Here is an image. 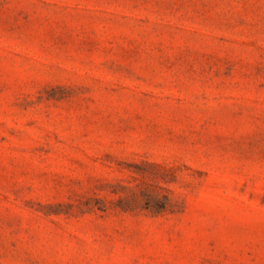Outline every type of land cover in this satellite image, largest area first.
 Returning <instances> with one entry per match:
<instances>
[{
    "label": "rangeland",
    "instance_id": "1",
    "mask_svg": "<svg viewBox=\"0 0 264 264\" xmlns=\"http://www.w3.org/2000/svg\"><path fill=\"white\" fill-rule=\"evenodd\" d=\"M0 264H264V0H0Z\"/></svg>",
    "mask_w": 264,
    "mask_h": 264
}]
</instances>
